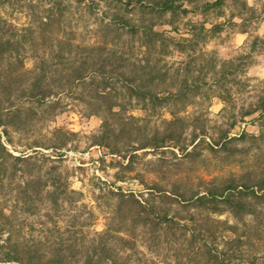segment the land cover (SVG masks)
Returning <instances> with one entry per match:
<instances>
[{"label": "rangeland", "instance_id": "1", "mask_svg": "<svg viewBox=\"0 0 264 264\" xmlns=\"http://www.w3.org/2000/svg\"><path fill=\"white\" fill-rule=\"evenodd\" d=\"M207 1L212 0H196L183 13H154L164 34L145 57L141 41L122 31L119 48L108 59L114 64L101 67L106 49L81 47L115 36L106 25L117 12L133 22L149 18L138 5L0 0V36L18 47L0 63V76L7 78L0 83L1 140L14 155H31L43 168L58 166L61 181L74 190L58 205L41 204L26 217V233L47 242H72L82 252L110 224L122 199L133 195L171 207L156 190L172 192L180 184L202 192L206 179L218 176L220 181L264 166V117L253 111L264 100V0H224L217 9H203ZM79 58L96 63L82 81L65 82L41 103L25 98L22 88L41 61L56 86ZM151 76L159 97L154 104L130 94L122 80ZM184 83L186 95H177ZM222 131L233 139L246 134L233 140L232 154L207 146ZM114 144L120 152L111 150ZM18 181L9 183L11 198ZM52 187L48 179L44 190ZM122 205L127 210L130 203ZM218 217L234 221L229 212ZM139 248L145 252L142 261L174 264L164 252L156 255L144 244ZM125 253L131 260L137 257Z\"/></svg>", "mask_w": 264, "mask_h": 264}, {"label": "trees", "instance_id": "2", "mask_svg": "<svg viewBox=\"0 0 264 264\" xmlns=\"http://www.w3.org/2000/svg\"><path fill=\"white\" fill-rule=\"evenodd\" d=\"M116 1L125 9L138 5V10L149 18L142 17L133 22L117 12L106 25L108 31L116 32L115 36L108 40L103 37L81 47L84 50L106 49L101 67L114 64L108 59L119 48L122 31L141 41L144 46L143 57L151 54L154 41L161 39L164 34L163 30L156 27L154 13H183L196 0ZM223 1H207L202 8L217 9L223 5ZM14 50H18L17 44L14 46L9 38L0 36V63ZM146 60H149V56ZM40 64L39 71L22 88L25 98L37 103H41L53 91L58 92L65 82L82 81L89 65L93 68L96 63L90 64L86 59L79 58L67 66L70 70H66L65 81L56 86L47 76L44 63L41 61ZM6 79L2 80L0 76V83ZM122 80L126 81V89L130 94L153 104L158 101L159 97L154 92V76L148 80L143 77H122ZM187 88L184 83L178 88V94H175L185 96ZM253 111H259L260 119L263 118L264 100ZM246 113L251 114L252 111ZM0 124H3L2 120ZM234 124V121L231 122V126ZM3 133L6 141L11 143L10 133L7 130H3ZM245 135L241 134L236 139L242 140ZM106 136L107 133L101 135L102 142L107 139ZM172 137L170 140L176 139ZM253 138L256 139L255 136ZM236 139L222 131L217 139L206 143L211 150L218 148L232 154L230 150ZM160 143L165 142L161 140ZM196 145L197 142L193 146ZM154 147H158L155 142ZM110 148L120 152L116 144ZM31 159V155L24 153L12 154L0 137V264H150L148 260L142 261L145 252L140 250V244H144L148 251H155L156 255L164 252L163 257L172 258L174 264H264V166L237 176L231 174L220 181H217L218 176L206 179L202 192H189L186 186L180 184H174L172 192L156 190L162 200H171V207L161 202L155 204L145 198L139 200L133 195L122 199L117 202L110 216V224L96 233V242L80 252L72 242L56 239L47 242L30 232L26 233V217L35 215L41 204L51 202L58 205L74 192L68 188L66 181H61L58 166L43 168L42 164ZM16 178L19 181L11 198L9 183ZM48 179L53 187L44 190ZM128 201L130 205L125 210L122 203ZM225 212H229L234 221L218 217ZM115 219L117 221L113 223ZM73 232H70V237ZM126 251L137 255L136 259L131 260V255ZM81 254L84 255L83 259L79 256Z\"/></svg>", "mask_w": 264, "mask_h": 264}]
</instances>
